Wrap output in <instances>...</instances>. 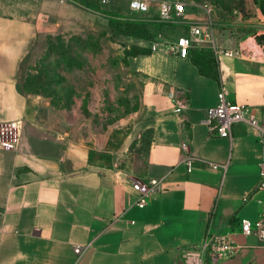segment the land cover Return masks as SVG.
<instances>
[{
  "label": "crops",
  "instance_id": "obj_1",
  "mask_svg": "<svg viewBox=\"0 0 264 264\" xmlns=\"http://www.w3.org/2000/svg\"><path fill=\"white\" fill-rule=\"evenodd\" d=\"M108 6L120 15L132 13L128 5ZM190 11L187 21L200 19ZM145 15L154 38L108 26L124 39L123 56L131 47L140 51L128 55L126 65L131 75L155 88L149 114L128 120L123 133L112 127L87 141L72 137L20 91L19 67L35 40L36 24L0 16V134L5 142L0 145V264H180L207 236L223 233L230 250L217 261L211 253L207 264H264V246L240 231L241 219L254 221L264 211V192L257 188L264 132L238 123L231 139H225L204 123L222 88L230 101L247 106L251 117L264 122L263 47L256 45L260 51L255 52L248 39L230 34L234 47L227 49L237 52L217 60V81L200 74L191 56L183 59L171 51L174 41L165 44L153 25L157 9ZM124 16L116 19L127 27ZM146 134L144 152L132 160V149H141ZM182 145L198 163L225 168L199 164L187 173L179 165ZM90 151L111 155L112 166L90 163ZM126 152L128 164L118 166ZM146 178L164 183L140 209L132 182ZM75 247L83 249L80 257Z\"/></svg>",
  "mask_w": 264,
  "mask_h": 264
},
{
  "label": "rangeland",
  "instance_id": "obj_2",
  "mask_svg": "<svg viewBox=\"0 0 264 264\" xmlns=\"http://www.w3.org/2000/svg\"><path fill=\"white\" fill-rule=\"evenodd\" d=\"M98 1L0 0V16H20L36 24L35 40L19 67L20 91L36 99L38 110L55 118L56 124L72 137L85 141L112 127L123 133L128 128V120L130 124L133 120L145 118L152 104L151 90L155 89L128 72L126 57L122 53L124 39L109 28L110 17L107 20L105 16L80 6L84 4L117 18L124 15L107 11L108 5H128L130 0ZM159 1L151 0L153 14ZM206 1L218 5L220 12H227L225 17H220L224 22L213 21L214 40L221 51L219 60L226 57L222 54L224 49L234 47L232 37L247 40L254 38L252 34H264V0H186L187 8L192 9L190 14L195 15V19L200 18L197 20L200 23L206 22L199 9ZM149 15L132 12L124 17L136 26L134 34L148 38L155 32H149L148 28L142 31ZM116 18L113 21H118ZM161 34L168 45L179 36H187V27L176 25L174 30ZM155 36L153 34L152 38ZM252 41L248 39L247 43ZM258 43L256 41L255 45L261 46V42ZM207 46L198 44L195 49ZM252 49L260 51L254 45ZM212 58L217 65L213 51ZM148 141L149 135L146 134L142 150L139 147L132 149V160L140 158L139 154L144 152ZM117 163L123 167L128 164V153Z\"/></svg>",
  "mask_w": 264,
  "mask_h": 264
},
{
  "label": "built area",
  "instance_id": "obj_3",
  "mask_svg": "<svg viewBox=\"0 0 264 264\" xmlns=\"http://www.w3.org/2000/svg\"><path fill=\"white\" fill-rule=\"evenodd\" d=\"M187 5L188 3L186 0H160L156 5L158 23L174 26L184 25L187 27V36H179L173 44H171V51L176 52L180 58L186 59L190 49L195 48L198 44H208L218 60L221 51L217 48L213 36V21L217 20V8L212 4L203 3L199 9L202 11L206 22L200 23L199 21L186 20ZM151 6V0H130L128 3V7L132 12L140 14L149 13L151 11ZM248 39L254 40V38ZM247 44H252L250 46L255 45L254 41L248 42ZM152 49L154 50L155 47L152 46ZM236 52L237 51L224 49L222 54L226 57H232L236 55ZM170 97H174V94H170ZM176 111L179 112L180 108ZM204 123L211 134L225 139H231V128L238 123H247L256 128L260 133L264 132V122L260 123L251 117L247 106L230 101L227 98L226 90L223 88L217 94L215 106L206 110V119ZM4 143L0 134V145ZM199 164H203L212 169L225 168L223 165L213 163H198L196 158L190 154L186 145H182L179 165L184 166L187 173H190L195 165ZM163 183V178L133 180L132 189L138 195L135 205L140 209L144 208L148 200L162 190ZM257 188L259 191L264 192L263 165L260 168ZM240 231L244 236H254L258 243L264 246V211L254 221L241 219ZM228 242L227 233L207 236L202 245L195 246L186 252L183 257L184 264H207V256L211 253L216 254V261L225 258L226 252L230 250ZM74 253L80 257L83 253V249L81 247H75Z\"/></svg>",
  "mask_w": 264,
  "mask_h": 264
},
{
  "label": "trees",
  "instance_id": "obj_4",
  "mask_svg": "<svg viewBox=\"0 0 264 264\" xmlns=\"http://www.w3.org/2000/svg\"><path fill=\"white\" fill-rule=\"evenodd\" d=\"M98 3H99V1H98ZM204 3H209V4L214 5L217 8V20H221L222 22H224L223 19H221L220 17H223L225 15V13H227V12H224V13L220 12L218 5H216L213 2L206 1ZM83 5L84 4H80L81 7H84L91 12L101 13L100 11H98L96 9H92L91 7H87L86 5H84V6ZM108 22H109V26L118 32L125 33L128 31V34L133 35V36H135V35L137 36V34H134V32H133V29H134V31H136L135 25L128 23V26L124 27L125 24L121 23L120 21H113V18H111V17L109 18ZM153 25L155 26L156 31H161V32H164L166 30L170 31V30L175 29V26L170 25V24H163V23L157 22L156 24H153ZM147 27H148V24L143 26L142 31L147 29ZM252 36L255 38L257 43H258V41L261 42L260 45L264 48V34H257L256 33V34H252ZM201 49H203V48H200L198 50H201ZM192 50H197V49H195V48L190 49L189 53H188V57L191 56L192 62L198 68L200 74H202L203 76L215 79L217 81H220V74L218 71V67L216 65V61L212 58L211 48L209 46H207V49H205L204 51H200V53H192ZM124 53H125V57H127L128 55L139 54L140 51L135 47H131L129 51L125 50ZM88 161L90 163H94V164L99 163V164L106 166V167H111L113 164L111 155H109L107 153H97V152H92V151L89 152Z\"/></svg>",
  "mask_w": 264,
  "mask_h": 264
},
{
  "label": "bare ground",
  "instance_id": "obj_5",
  "mask_svg": "<svg viewBox=\"0 0 264 264\" xmlns=\"http://www.w3.org/2000/svg\"><path fill=\"white\" fill-rule=\"evenodd\" d=\"M255 46V45H254ZM256 47V46H255ZM257 48V47H256Z\"/></svg>",
  "mask_w": 264,
  "mask_h": 264
}]
</instances>
